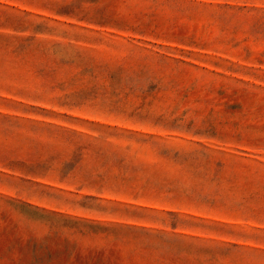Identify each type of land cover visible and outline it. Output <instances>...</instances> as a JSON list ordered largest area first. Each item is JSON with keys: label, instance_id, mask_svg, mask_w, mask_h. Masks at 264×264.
<instances>
[{"label": "rangeland", "instance_id": "rangeland-1", "mask_svg": "<svg viewBox=\"0 0 264 264\" xmlns=\"http://www.w3.org/2000/svg\"><path fill=\"white\" fill-rule=\"evenodd\" d=\"M0 264H264V0H0Z\"/></svg>", "mask_w": 264, "mask_h": 264}]
</instances>
